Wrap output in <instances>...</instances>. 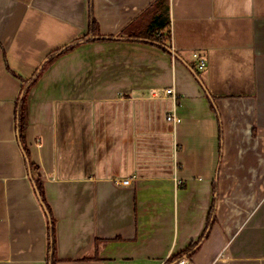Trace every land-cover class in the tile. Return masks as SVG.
Segmentation results:
<instances>
[{"label": "crops", "instance_id": "obj_1", "mask_svg": "<svg viewBox=\"0 0 264 264\" xmlns=\"http://www.w3.org/2000/svg\"><path fill=\"white\" fill-rule=\"evenodd\" d=\"M154 1L0 0V264H264V0Z\"/></svg>", "mask_w": 264, "mask_h": 264}, {"label": "trees", "instance_id": "obj_2", "mask_svg": "<svg viewBox=\"0 0 264 264\" xmlns=\"http://www.w3.org/2000/svg\"><path fill=\"white\" fill-rule=\"evenodd\" d=\"M92 1V0H91ZM147 19L146 23L143 25L135 24L134 26H131L129 28H125V32L123 33L124 36H128L130 38L134 39H140L143 41H147L150 43L157 44L165 49H171V40H172V30H171V15H170V0H155L146 10ZM141 24V22H140ZM89 34L92 35V37L89 38L88 35L83 37L82 39L75 40L65 46L64 48L52 53L49 55L43 64L42 69H45V67L52 63L57 57L60 55L67 53L71 50H73L78 44H80L83 40L85 41H92V40H98V39H110V36H104L102 35L100 31V25L97 21V19L94 17V15L91 14L90 19V32ZM40 72L34 76V78L28 82V86L25 89L24 96L22 98V103L20 105L19 110V137L21 140V143L23 145V148L28 154V146L26 143V129L28 127V118H27V105H26V95L27 91H29V87L37 80L39 77ZM30 159V158H29ZM30 166L34 168H37V166L29 162ZM37 183V189L39 190L40 196L45 202L44 197V190L43 185L40 181V179L35 180ZM52 231H53V243H52V249H54L55 244V236H54V221L52 220ZM198 244V241L193 242L190 244L189 247H193ZM55 257L53 256V263L55 261ZM183 259V258H180ZM179 259V260H180ZM172 259L167 261V264L171 262Z\"/></svg>", "mask_w": 264, "mask_h": 264}, {"label": "built area", "instance_id": "obj_3", "mask_svg": "<svg viewBox=\"0 0 264 264\" xmlns=\"http://www.w3.org/2000/svg\"><path fill=\"white\" fill-rule=\"evenodd\" d=\"M194 57L197 60L198 69L204 70L207 66V60L203 56H201L199 52H195ZM167 93L175 94L174 88H168ZM167 119L171 121H175V122L179 121V118L176 117L174 114H169L167 116ZM121 183L124 185H129L131 183V179L129 178L123 179L121 180ZM178 264H190V262L187 259L183 258V259L178 260Z\"/></svg>", "mask_w": 264, "mask_h": 264}, {"label": "clouds", "instance_id": "obj_4", "mask_svg": "<svg viewBox=\"0 0 264 264\" xmlns=\"http://www.w3.org/2000/svg\"><path fill=\"white\" fill-rule=\"evenodd\" d=\"M249 5L251 4V0H248Z\"/></svg>", "mask_w": 264, "mask_h": 264}]
</instances>
